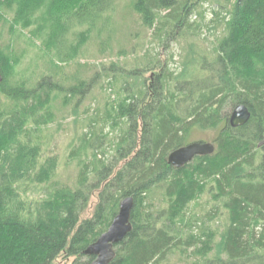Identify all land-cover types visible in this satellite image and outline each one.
Listing matches in <instances>:
<instances>
[{
    "label": "trees",
    "instance_id": "trees-1",
    "mask_svg": "<svg viewBox=\"0 0 264 264\" xmlns=\"http://www.w3.org/2000/svg\"><path fill=\"white\" fill-rule=\"evenodd\" d=\"M193 1L137 0L135 7L170 41L193 27ZM222 9L215 13L222 35L191 74L148 53L140 68L102 64L90 77L60 68L32 80L15 45H1L0 264H59L61 257L92 264L85 250L127 197L134 198L132 231L111 264H168L189 251L201 264H264V0ZM114 10V0H0V26L8 13L9 30L29 29L64 66L94 37L113 33ZM107 78L119 84L118 95L75 131L67 157L79 171L66 183L60 157L48 155L55 105L77 116ZM241 104L251 118L234 128L231 113ZM195 128L221 129L215 153L173 167L169 155L188 145ZM206 196L211 207L195 212Z\"/></svg>",
    "mask_w": 264,
    "mask_h": 264
},
{
    "label": "rangeland",
    "instance_id": "rangeland-1",
    "mask_svg": "<svg viewBox=\"0 0 264 264\" xmlns=\"http://www.w3.org/2000/svg\"><path fill=\"white\" fill-rule=\"evenodd\" d=\"M115 10L113 12V33L105 34L103 38L94 37L87 46L84 55L71 64L59 66L56 59L49 54L41 42L32 38L29 29L25 30L18 26H13V22L8 13H4L6 26H0V47L9 44L16 47V58L21 63L24 74L32 80H37L46 74H53L54 71L63 68L68 74L82 73L85 77L92 76L102 64L116 63L125 69L140 68V64L145 63L146 55L153 54L158 57L162 64H169L171 70H180L183 73H193L196 71L198 61L203 54L215 49L218 39L222 35L221 17L216 18L215 13L223 10L222 7H230L235 0H194L191 5L195 9L189 22L193 25L190 29L181 28L178 37L172 40L166 39V35L157 31L156 25L148 27L141 19L140 12L136 9L137 0H114ZM168 13L163 11L162 18ZM111 36V38H110ZM179 72V71H178ZM150 73L144 74V78L150 77ZM108 78L89 95L81 106V112L74 116L71 107H64L61 101L55 105V121L49 126L47 133L54 136L49 141L48 155H58L62 167L60 168L59 179L66 183H75L78 176V162L68 160V145L75 135L77 129L84 127V121L96 113V109L104 112L108 102L115 100L118 95L119 84L111 86ZM112 87V88H109ZM86 111L89 114H86ZM233 113V111H232ZM231 113V115H232ZM86 122V121H85ZM109 130V129H108ZM219 129L192 130L189 137V144L195 142H205L215 144L220 134ZM208 197H204L194 206L195 212L202 209H209L211 203ZM87 211L86 216L92 214L93 206ZM226 214L227 211L224 210ZM215 226L223 229L226 225L224 218L218 219ZM215 251H218L217 249ZM179 253L171 257L168 264H201L199 256ZM216 253V252H215ZM73 259L61 257L59 264H71Z\"/></svg>",
    "mask_w": 264,
    "mask_h": 264
},
{
    "label": "water",
    "instance_id": "water-1",
    "mask_svg": "<svg viewBox=\"0 0 264 264\" xmlns=\"http://www.w3.org/2000/svg\"><path fill=\"white\" fill-rule=\"evenodd\" d=\"M3 76L0 71V82ZM251 118V111L247 105H238L231 117L232 127H242ZM216 146L213 143L195 142L181 147L169 155V164L175 168H183L192 162L197 156H207L215 153ZM134 208V198L127 197L120 203L117 216L111 223L109 229L100 238L91 244L86 250L85 255L95 257L92 264H111L116 257L115 246L120 244L132 231L131 216Z\"/></svg>",
    "mask_w": 264,
    "mask_h": 264
}]
</instances>
